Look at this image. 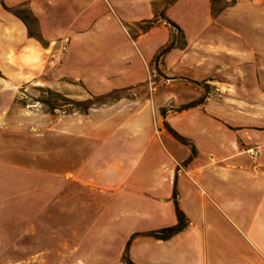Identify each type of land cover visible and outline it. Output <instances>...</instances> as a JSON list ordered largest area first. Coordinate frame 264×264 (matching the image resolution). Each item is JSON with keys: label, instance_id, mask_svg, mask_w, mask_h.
I'll return each mask as SVG.
<instances>
[{"label": "crops", "instance_id": "obj_1", "mask_svg": "<svg viewBox=\"0 0 264 264\" xmlns=\"http://www.w3.org/2000/svg\"><path fill=\"white\" fill-rule=\"evenodd\" d=\"M0 72L138 98L0 158V264H264V0H0Z\"/></svg>", "mask_w": 264, "mask_h": 264}, {"label": "rangeland", "instance_id": "obj_2", "mask_svg": "<svg viewBox=\"0 0 264 264\" xmlns=\"http://www.w3.org/2000/svg\"><path fill=\"white\" fill-rule=\"evenodd\" d=\"M192 6L186 10H191ZM16 10V9H15ZM24 16L30 24V14L25 8L16 10ZM154 22L155 19H152ZM31 25L35 24L31 22ZM151 25L150 22L132 25L130 32L133 36L141 34ZM163 53L158 52L149 63L146 81L143 85L134 87L135 90L146 91L147 105L151 110V120L157 124L159 110L161 114L171 110L170 101L163 108H159V101L155 95L160 89L172 82L171 77L162 72ZM9 77L0 72V158L27 162L30 157V133L35 138L42 137L38 125L57 122L70 115L82 116L85 119L92 111L109 106L130 105L138 98L130 94L116 91L105 95H90L80 85L72 89L51 88L40 81H24L11 83ZM163 81V85H161ZM206 85V84H205ZM217 85L209 84L207 89L217 93ZM38 124V125H36ZM37 145L38 141H34ZM30 164V163H29Z\"/></svg>", "mask_w": 264, "mask_h": 264}, {"label": "trees", "instance_id": "obj_3", "mask_svg": "<svg viewBox=\"0 0 264 264\" xmlns=\"http://www.w3.org/2000/svg\"><path fill=\"white\" fill-rule=\"evenodd\" d=\"M168 21L169 22H171L174 26H177L175 23H173L172 21H170L169 19H168ZM170 46H168L167 48H169ZM166 48V49H167ZM164 52H165V50H164ZM187 106H189V105H184V106H182V108H185V107H187ZM181 140H183V141H185V138H183V137H181V136H179V135H177ZM174 229H175V227H173ZM172 228V229H173Z\"/></svg>", "mask_w": 264, "mask_h": 264}, {"label": "built area", "instance_id": "obj_4", "mask_svg": "<svg viewBox=\"0 0 264 264\" xmlns=\"http://www.w3.org/2000/svg\"><path fill=\"white\" fill-rule=\"evenodd\" d=\"M251 151V153L254 155V156H257L258 155V151L257 150H253V149H249Z\"/></svg>", "mask_w": 264, "mask_h": 264}]
</instances>
